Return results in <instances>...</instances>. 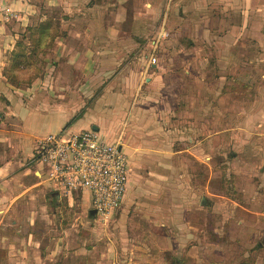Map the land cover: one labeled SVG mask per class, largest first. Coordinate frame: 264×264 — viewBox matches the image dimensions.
Segmentation results:
<instances>
[{"label": "rangeland", "instance_id": "rangeland-1", "mask_svg": "<svg viewBox=\"0 0 264 264\" xmlns=\"http://www.w3.org/2000/svg\"><path fill=\"white\" fill-rule=\"evenodd\" d=\"M45 13L49 23L20 34L16 55H8L3 69L6 84L26 90L44 74L61 76L57 86L76 91H66L59 100L55 95L40 97V101L71 113L66 128L75 121L87 123L91 116L100 118V136L122 144L130 161L129 188L122 206L103 221L93 219L89 207L78 209L76 226L71 223L73 234L54 233L57 239L47 246L51 248L48 254L55 255L45 260L49 264H264V43L251 45L248 37L254 38L246 34L232 51L173 50L155 44L127 51L120 58L124 64L146 59L149 65L167 64L165 69L176 68L169 66L170 58L205 59L206 66L200 65L202 75L212 85L199 98L198 72L185 64L191 77L178 83L183 87L176 93L174 113L152 102L160 116H155V123L139 127V137L132 142L128 131L124 132L126 121L115 124L112 108L100 112L96 108L98 114L91 115L97 112L92 105L103 89L120 88L123 65L119 71L114 65L102 73L97 53V71L93 75L94 69H89L88 84L81 75L82 66L53 69L58 54L55 38L61 37L79 54L84 51L80 42L68 36V26L53 21V17L58 19L55 11ZM230 54L236 60L230 66L219 65L220 71L216 59ZM214 73L237 79L230 88L224 82L218 86L211 80ZM67 77L71 80H64ZM86 84L92 89L88 95ZM200 102L206 110L197 119L200 124L191 126L197 115L192 114L191 120L188 108H198ZM216 132L220 133L213 139Z\"/></svg>", "mask_w": 264, "mask_h": 264}, {"label": "crops", "instance_id": "crops-1", "mask_svg": "<svg viewBox=\"0 0 264 264\" xmlns=\"http://www.w3.org/2000/svg\"><path fill=\"white\" fill-rule=\"evenodd\" d=\"M46 10L58 14V19L53 17V21H58L60 27L68 26V36L80 42V49L84 51L83 57L78 58L81 54L75 52L73 46H68L61 37L55 38V51L59 55L55 52L53 69L82 66L81 75L88 84L91 80L89 69H94L93 75L97 71V53L102 73L114 65H118L119 71L123 65L119 72L120 88L116 91L103 89L92 107L99 112L112 108L114 111L110 114L115 124L121 119L126 121L124 132L128 131L127 137L132 142L139 137V127L147 122L155 123L160 116L153 110L158 106L152 102H160L174 113L176 93L183 87L178 83L191 77L185 64L192 65L198 72L196 94L199 98L212 85L208 84L207 75H204L206 80L202 75L200 65L206 66L205 59L170 58L167 60L169 66L176 67L170 69H165L167 64L160 61L149 65L144 59L132 62L135 68H131V63L120 61L127 51H140L149 44L173 50L232 51L242 44L241 37L246 34L254 38L248 37L251 38L249 44L264 43V0H0V151L3 152V156L0 152V264H49L45 258L48 260L55 254H48L51 248L47 242H54L61 233L73 234L71 223L73 221L76 226V211L83 206L90 209L86 193L66 196L51 188L44 180L41 166L34 162L33 153L36 143L48 135L62 131L78 133L91 130L93 126L99 134L100 118L91 116L87 123L86 120H73L74 124L66 128L71 113L60 105L56 108L40 101V97L54 98L55 95L59 100L67 95L66 91H76L68 86L58 87L61 76L56 79L55 75L44 74L36 78L30 88L21 90L6 84L3 75L7 57L16 50L19 35L35 22L50 20ZM156 38L158 41L154 43ZM106 51H113V54ZM232 60L236 58L231 54L216 59L218 69L221 71L219 65L222 64L232 65ZM179 65L183 68L181 71L177 69ZM235 78L231 75L223 78L221 73H214L211 80L218 86L224 82L223 85L230 88ZM87 84L86 95L92 93ZM62 90L65 94L60 92ZM230 91L227 89L228 93ZM188 109L191 120L192 114L197 115L195 121L188 123L191 126L200 124L197 119L206 110L204 104L200 102L198 108ZM95 113L98 111L91 115ZM229 128L234 129L232 125ZM219 133H214L213 139ZM128 188L129 179L127 191ZM67 227L69 229H65Z\"/></svg>", "mask_w": 264, "mask_h": 264}, {"label": "built area", "instance_id": "built-area-1", "mask_svg": "<svg viewBox=\"0 0 264 264\" xmlns=\"http://www.w3.org/2000/svg\"><path fill=\"white\" fill-rule=\"evenodd\" d=\"M33 160L51 188L66 196L86 193L97 219L109 218L122 205L130 168L118 141L106 142L92 130L62 131L40 139Z\"/></svg>", "mask_w": 264, "mask_h": 264}, {"label": "trees", "instance_id": "trees-1", "mask_svg": "<svg viewBox=\"0 0 264 264\" xmlns=\"http://www.w3.org/2000/svg\"><path fill=\"white\" fill-rule=\"evenodd\" d=\"M48 21H45V22H42V23H33V25L31 26V27H29L28 28V30L26 31V33H31V32H33V30L35 29V28H40L42 25H44V24H46ZM49 23V22H48ZM25 33V32H24ZM23 33V34H24ZM22 35V34H21ZM18 47H19V42L17 41V43H16V50L18 49ZM17 52V51H16ZM13 54V56L14 55H16V53L15 52H13L12 53ZM4 75V74H3Z\"/></svg>", "mask_w": 264, "mask_h": 264}, {"label": "water", "instance_id": "water-1", "mask_svg": "<svg viewBox=\"0 0 264 264\" xmlns=\"http://www.w3.org/2000/svg\"><path fill=\"white\" fill-rule=\"evenodd\" d=\"M91 130L94 131V132H97V131H98L97 127H95V126H93V127L91 128ZM90 214L93 215L92 212H90Z\"/></svg>", "mask_w": 264, "mask_h": 264}]
</instances>
